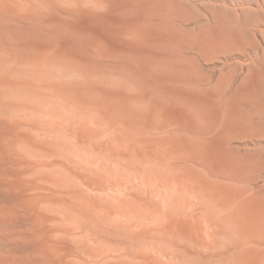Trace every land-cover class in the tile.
<instances>
[{
	"label": "rangeland",
	"instance_id": "1",
	"mask_svg": "<svg viewBox=\"0 0 264 264\" xmlns=\"http://www.w3.org/2000/svg\"><path fill=\"white\" fill-rule=\"evenodd\" d=\"M0 264H264V0H0Z\"/></svg>",
	"mask_w": 264,
	"mask_h": 264
},
{
	"label": "bare ground",
	"instance_id": "2",
	"mask_svg": "<svg viewBox=\"0 0 264 264\" xmlns=\"http://www.w3.org/2000/svg\"><path fill=\"white\" fill-rule=\"evenodd\" d=\"M218 17V16H217ZM216 18V17H215Z\"/></svg>",
	"mask_w": 264,
	"mask_h": 264
}]
</instances>
